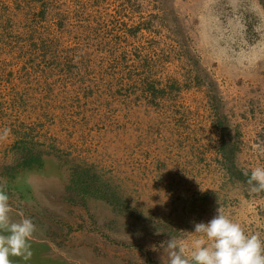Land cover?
<instances>
[{"label": "rangeland", "instance_id": "rangeland-1", "mask_svg": "<svg viewBox=\"0 0 264 264\" xmlns=\"http://www.w3.org/2000/svg\"><path fill=\"white\" fill-rule=\"evenodd\" d=\"M4 128L12 264H168L219 206L264 239V0H0Z\"/></svg>", "mask_w": 264, "mask_h": 264}, {"label": "clouds", "instance_id": "clouds-1", "mask_svg": "<svg viewBox=\"0 0 264 264\" xmlns=\"http://www.w3.org/2000/svg\"><path fill=\"white\" fill-rule=\"evenodd\" d=\"M11 134L10 128L0 130V141ZM247 184L251 193H264V166L247 171ZM202 190V189H201ZM203 191V190H202ZM13 209L9 196L0 187V264H12L10 257L29 261L33 257L31 241L37 231L30 218L12 221ZM194 234L181 232L180 238L172 237L165 247L168 264H264V239L260 233L250 234L242 225L231 219L222 206L208 223H195ZM152 250H156L152 246Z\"/></svg>", "mask_w": 264, "mask_h": 264}, {"label": "trees", "instance_id": "trees-1", "mask_svg": "<svg viewBox=\"0 0 264 264\" xmlns=\"http://www.w3.org/2000/svg\"><path fill=\"white\" fill-rule=\"evenodd\" d=\"M90 170L88 169H83L80 170L79 172H77V177H73V182L75 184V186L77 187V189L82 193V194H88L90 193V189H92V187H90V184L88 182V179L93 180L90 177ZM93 177V176H92ZM94 182V180H93Z\"/></svg>", "mask_w": 264, "mask_h": 264}]
</instances>
